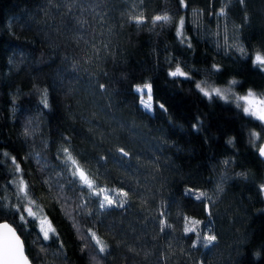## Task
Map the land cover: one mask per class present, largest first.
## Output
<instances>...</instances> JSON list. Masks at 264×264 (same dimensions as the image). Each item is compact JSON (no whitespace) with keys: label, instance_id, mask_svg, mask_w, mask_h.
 Listing matches in <instances>:
<instances>
[{"label":"trees","instance_id":"16d2710c","mask_svg":"<svg viewBox=\"0 0 264 264\" xmlns=\"http://www.w3.org/2000/svg\"><path fill=\"white\" fill-rule=\"evenodd\" d=\"M141 12L136 24L130 16ZM165 14L171 22L153 23ZM258 52L264 0H86L72 12L0 0V220L16 227L32 264H264V125L232 96L264 92ZM177 67L186 75L171 76ZM197 83L233 94L209 98ZM142 84L152 87V112L139 103ZM62 147L99 187L131 189L129 204L101 210L92 196L77 210L88 190L68 183ZM119 147L130 153L124 163ZM32 205L56 230L47 241L16 211ZM161 218L172 225L164 232ZM209 228L214 244L193 248Z\"/></svg>","mask_w":264,"mask_h":264},{"label":"snow or ice","instance_id":"6c2138e0","mask_svg":"<svg viewBox=\"0 0 264 264\" xmlns=\"http://www.w3.org/2000/svg\"><path fill=\"white\" fill-rule=\"evenodd\" d=\"M86 2V0H48L49 4H55L57 7L66 5L67 11L72 12L73 9L76 7L77 4L83 5ZM240 3H244V0H239ZM185 0H180V4L184 5ZM87 9L81 7L80 11L83 13ZM225 8H221L218 15L223 16L225 15ZM67 15V12L65 13ZM130 18L136 23V24H142L144 23V16L141 12L139 15H131ZM80 22V21H78ZM157 22H164L169 23L171 22V18L168 15H156L153 17V23ZM183 26H184V19L181 18L179 21L178 26V35H183ZM241 52H244V49H240ZM254 63L260 66H264V54H260L259 52L255 55ZM171 76H185L186 74L181 71L179 67L176 68L175 71H172L170 73ZM232 84H236L237 81L233 80L231 82ZM99 89L101 91H104L106 89V85L101 83L98 85ZM196 87L205 95L211 98V93L205 90L204 87L201 86L200 83L196 84ZM136 93L139 94V103L143 107V109L147 112L153 111V96H152V87L150 84H145L142 87L137 86L135 88ZM213 92L215 95L220 96L221 98H224L220 89L216 88L213 89ZM240 99L244 100L248 106L243 108V111L246 115H251L256 117L258 120L264 122V99H256L255 93L249 91V93L246 96L241 97ZM42 103L45 108H47L48 100L45 90L44 98L42 99ZM239 106V105H238ZM161 108H163V105H160ZM253 135L257 136L259 138V134L254 133ZM61 153L64 156L63 164H64V171L70 173L72 179L68 181L70 185L73 186H79L81 193L83 194V190L86 188L88 190V199L85 200L84 203L77 205V210H81L87 207V203L90 201L92 196L96 197H103L98 201L99 208L101 210H106L108 208H111L113 206L123 208L125 205L129 204V201L131 199V193L132 190L129 189L128 191H125L123 186H121L119 189L115 188H103L99 187L95 180L90 178V173L87 172L84 168V166L80 163V161L73 155V151L69 147H62L60 149ZM259 152L262 156H264V147L259 148ZM117 153L119 154L120 162L124 163V158L129 157L130 153L125 150L124 147H119L117 149ZM5 156H7V153H4ZM101 160L105 159V157H100ZM12 162L15 164L16 159L15 157L12 158ZM227 164L228 161H225ZM17 171H20L19 165L16 164ZM27 184L26 182L21 179L20 181V192L24 193L25 196L28 195L27 192ZM261 190H264V185L261 186ZM186 196L193 197L196 200L204 201L209 200L211 202V197L208 195L207 192L204 191H198L194 189H188L185 192ZM30 204H35V201H30ZM3 205L0 204V207ZM16 211L21 213L20 214V220L24 223H29L28 219H26L25 215L23 213H27L29 217H32V220L35 221L38 218L36 212L33 211L31 206L28 207H21L16 206ZM88 215H91L92 213H87ZM161 217H164L166 214L161 213ZM209 215L211 213L209 212ZM40 223V232L43 234V239L45 241L50 239V233L55 236L56 230L51 226V223L47 221V219H41L39 220ZM194 223L199 224V221H194ZM160 224V231L164 232L167 228H171L172 225L167 223V220L164 218H161L159 220ZM196 229L189 228L185 226L184 232L187 234L189 232H195ZM89 235L90 239L95 242V247H98L99 253H105L107 251V244L97 235L95 231H92L89 229ZM217 240V237L215 234H212L211 229L209 228L207 232H205L203 235L200 233L196 234V239L192 242V247L195 248L198 245L203 246L205 248H208L214 244V242ZM0 264H29L28 258L24 255L23 251V244L20 241L19 236L16 235L15 229H13L8 224H2L0 225Z\"/></svg>","mask_w":264,"mask_h":264},{"label":"rangeland","instance_id":"374dc122","mask_svg":"<svg viewBox=\"0 0 264 264\" xmlns=\"http://www.w3.org/2000/svg\"><path fill=\"white\" fill-rule=\"evenodd\" d=\"M143 85H145V84H142V85H139V86H143ZM216 88H218V89H220V91H221V93H222V95H223V97L225 96V97H228V96H230V95H232L233 93H232V90H231V87L229 86V85H225V86H215V85H213V86H211L209 89H207L206 91H208L209 93H214L213 92V89H216ZM249 91H251V92H253V93H255V98L256 99H264V92L263 93H256L255 91H252V90H249ZM249 91H247L246 93H244V94H233L232 96L239 102V103H241V105H242V108H244V107H247L248 106V104L244 101V100H242V99H240L241 97H243V96H246L248 93H249ZM254 117V116H253ZM256 118V117H255ZM262 122V121H261ZM263 123V125H264V122H262ZM103 188H105V187H103ZM102 197V196H101ZM103 198V197H102ZM32 207V209H33V211L34 212H36V214H37V216H38V218L39 219H37L36 220V223H37V226H38V228L40 229V223H39V220H41V219H47V221L49 222V220H48V218H47V216L39 209V207H37L36 205H32L31 206Z\"/></svg>","mask_w":264,"mask_h":264},{"label":"water","instance_id":"95a60500","mask_svg":"<svg viewBox=\"0 0 264 264\" xmlns=\"http://www.w3.org/2000/svg\"><path fill=\"white\" fill-rule=\"evenodd\" d=\"M260 147H264V140H262V141L259 143V146H258V155L260 156V158H261L262 160H264V156H262V155L260 154V152H259V148H260ZM5 223L8 224V225H10L13 229H15V233H16V235L19 236L20 241H21L22 244H23L24 255L28 258V260H29V264H32V261L30 260L29 256L27 255V253H26V251H25L24 241H23L21 235L19 234V232L17 231L16 227H15L11 222H9V221H7V220H0V225L5 224Z\"/></svg>","mask_w":264,"mask_h":264}]
</instances>
